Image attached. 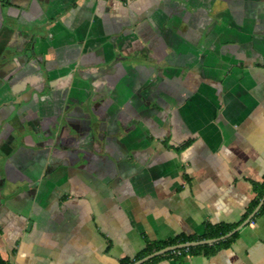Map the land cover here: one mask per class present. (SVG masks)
<instances>
[{"label":"crops","instance_id":"0c3cea01","mask_svg":"<svg viewBox=\"0 0 264 264\" xmlns=\"http://www.w3.org/2000/svg\"><path fill=\"white\" fill-rule=\"evenodd\" d=\"M263 179L264 0H0L1 264H264Z\"/></svg>","mask_w":264,"mask_h":264},{"label":"trees","instance_id":"16d2710c","mask_svg":"<svg viewBox=\"0 0 264 264\" xmlns=\"http://www.w3.org/2000/svg\"><path fill=\"white\" fill-rule=\"evenodd\" d=\"M264 192V179L262 183V190L261 194ZM264 211V203L261 206V210ZM237 225H228V224H218V225H211V224H206L205 225V231L201 236H189V237H184V236H178L174 239L167 240V241H161V242H152V241H145V247L143 248L142 251H140L135 257L132 259L129 258H123L119 260L118 264H132L134 261L139 260L149 254H151L154 251H158L160 249H163L168 246H174L178 244H183V243H188V242H194V241H199V240H210V239H215L219 238L226 233L230 232L233 230ZM238 232L233 234L229 239L225 241H221L215 245H204V246H198V247H192V248H187V249H180L176 250L174 252H168L163 256L155 257L152 260L144 263V264H153L157 262L158 260L170 256L172 254H181V253H199L202 252L204 255H209L214 253L215 249L219 247H224V246H229L237 237ZM1 264V263H0Z\"/></svg>","mask_w":264,"mask_h":264},{"label":"water","instance_id":"95a60500","mask_svg":"<svg viewBox=\"0 0 264 264\" xmlns=\"http://www.w3.org/2000/svg\"><path fill=\"white\" fill-rule=\"evenodd\" d=\"M263 203H264V196H263L262 200L259 203V208L261 207V205ZM250 220H251V217H249L245 222L240 224L235 229L231 230L230 232L226 233L225 235H223V236H221L219 238L210 239V240H199V241H194V242L178 244V245H174V246H168V247H165V248L160 249L158 251H154L151 254H149V255H147V256L139 259V260H136L132 264H144V263L152 260L155 257H159L161 255H164V254L168 253V252H172V251H176V250H180V249H187V248H192V247L210 245V244H214V243H217V242H220V241H225V240L229 239L237 231H239Z\"/></svg>","mask_w":264,"mask_h":264}]
</instances>
